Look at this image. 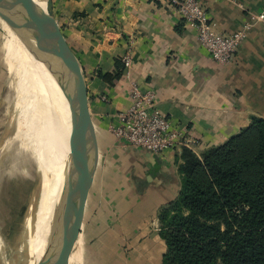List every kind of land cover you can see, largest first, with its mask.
I'll return each mask as SVG.
<instances>
[{"label": "crops", "instance_id": "0c3cea01", "mask_svg": "<svg viewBox=\"0 0 264 264\" xmlns=\"http://www.w3.org/2000/svg\"><path fill=\"white\" fill-rule=\"evenodd\" d=\"M200 1L223 34L241 29L264 10V0ZM53 3L86 88L79 195L87 209L88 194L94 192V264H163L166 245L157 214L179 193L184 149L201 156L248 126L253 116L264 118V20L250 28L233 61L219 64L180 16L175 0ZM126 54L132 57L128 70ZM100 73L111 74L112 81ZM132 82L153 91L190 147L158 154L114 137L109 127L129 107ZM100 193L113 197L105 200ZM76 247L81 259V238Z\"/></svg>", "mask_w": 264, "mask_h": 264}, {"label": "trees", "instance_id": "16d2710c", "mask_svg": "<svg viewBox=\"0 0 264 264\" xmlns=\"http://www.w3.org/2000/svg\"><path fill=\"white\" fill-rule=\"evenodd\" d=\"M182 157L179 193L157 214L163 264H264V118Z\"/></svg>", "mask_w": 264, "mask_h": 264}, {"label": "bare ground", "instance_id": "6f19581e", "mask_svg": "<svg viewBox=\"0 0 264 264\" xmlns=\"http://www.w3.org/2000/svg\"><path fill=\"white\" fill-rule=\"evenodd\" d=\"M38 2L45 6L43 0H38ZM0 5L5 7L2 0H0ZM9 14L13 27L21 33L26 27L17 24L10 12ZM21 37L22 59L30 68V74L21 85L14 100V106L19 110L20 101L23 102L21 110L25 109L26 112L19 114L23 132L21 135L28 138L27 144L40 165V174L37 184L32 189L28 212L15 231L13 244L8 247L7 242L1 238L2 236L0 242L4 251L9 249L12 253H17L21 249L24 251L26 245H29L27 253H23L22 262L23 264H37L46 253L47 238L61 194V183L70 166V134L66 124H71L72 112L70 102L63 94L57 76L52 72L47 50L32 33L25 38ZM54 87L61 94L57 114L52 110L49 101L52 94L49 90ZM22 147L19 142H15V145L7 150L3 157L5 161L0 165V172L23 157ZM62 247L58 239L50 260L46 264H67V257L59 256Z\"/></svg>", "mask_w": 264, "mask_h": 264}, {"label": "rangeland", "instance_id": "374dc122", "mask_svg": "<svg viewBox=\"0 0 264 264\" xmlns=\"http://www.w3.org/2000/svg\"><path fill=\"white\" fill-rule=\"evenodd\" d=\"M0 11L2 13V15L0 13V165L5 161L3 157L7 150L15 145V142L23 146V157L0 172V237L2 236L1 238L7 242L8 247H11L15 231L28 212L32 189L39 179L40 165L27 144L28 138L21 135L23 132L19 114L26 112L25 109L21 110L23 102L20 101L19 110L14 106L16 95L25 78L30 74V68L22 59L20 38L21 36L25 38L32 32L25 28L20 33L13 27L6 7L0 5ZM55 16L60 24L61 17L57 11H55ZM49 91L52 93L49 100L51 108L57 114L60 91L56 87ZM84 183H87L85 179ZM84 190L85 187H82L80 191ZM100 194L103 195V193ZM88 195L90 199L87 209L85 208L87 201L84 203V197L78 195L59 226V240L63 245L59 256H66L67 264H94V230H92L94 192ZM112 197L111 194L109 196L104 194L102 199L110 200ZM86 199L88 200V197ZM82 206L85 207L81 208ZM80 238L83 244L81 259L76 253ZM128 242H125L124 248L128 247ZM3 249L0 242V263H4L15 254L9 249L7 251Z\"/></svg>", "mask_w": 264, "mask_h": 264}, {"label": "water", "instance_id": "95a60500", "mask_svg": "<svg viewBox=\"0 0 264 264\" xmlns=\"http://www.w3.org/2000/svg\"><path fill=\"white\" fill-rule=\"evenodd\" d=\"M43 1L45 6L38 0H2L14 21L30 29L37 41L47 50L52 72L57 76L62 92L68 98L72 112L71 124L64 123L70 134V166L61 183V194L47 238L46 253L37 264H46L50 260L58 243L60 223L79 195L87 120L86 88L79 66L55 16L53 0ZM26 246L29 247V245ZM27 247L0 264H23L22 256L29 250Z\"/></svg>", "mask_w": 264, "mask_h": 264}, {"label": "built area", "instance_id": "2783aa9c", "mask_svg": "<svg viewBox=\"0 0 264 264\" xmlns=\"http://www.w3.org/2000/svg\"><path fill=\"white\" fill-rule=\"evenodd\" d=\"M180 16L196 30L198 40L211 58L219 64H228L246 39L250 28L264 20V10L252 14L250 22L230 34L217 30L206 7L200 0H175ZM125 69L132 65V57H123ZM129 107L118 114V123L110 125L109 131L121 142L161 154L168 149L190 147L184 131L177 128L171 119L158 107L153 91L144 89L138 82L129 88ZM107 100V96L102 97Z\"/></svg>", "mask_w": 264, "mask_h": 264}]
</instances>
